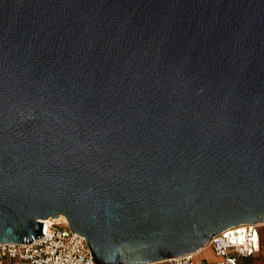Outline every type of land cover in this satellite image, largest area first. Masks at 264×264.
Listing matches in <instances>:
<instances>
[{"label": "water", "instance_id": "95a60500", "mask_svg": "<svg viewBox=\"0 0 264 264\" xmlns=\"http://www.w3.org/2000/svg\"><path fill=\"white\" fill-rule=\"evenodd\" d=\"M62 215L97 264L264 223V0H0V243Z\"/></svg>", "mask_w": 264, "mask_h": 264}, {"label": "built area", "instance_id": "2783aa9c", "mask_svg": "<svg viewBox=\"0 0 264 264\" xmlns=\"http://www.w3.org/2000/svg\"><path fill=\"white\" fill-rule=\"evenodd\" d=\"M43 222L45 235L33 242L0 243V264H97L86 237L74 232L68 221ZM261 228V224L247 223L230 227L201 250L215 251L220 260L213 264H264L247 260L262 249ZM197 253L171 258L166 264H198Z\"/></svg>", "mask_w": 264, "mask_h": 264}, {"label": "crops", "instance_id": "0c3cea01", "mask_svg": "<svg viewBox=\"0 0 264 264\" xmlns=\"http://www.w3.org/2000/svg\"><path fill=\"white\" fill-rule=\"evenodd\" d=\"M263 228L264 227L261 228L262 242H263L262 249L254 257L247 259L250 263H264V229ZM203 252L206 253L205 256L203 257H198V255L196 256V261L198 264H203V263L213 264L220 260V257L217 256L215 251L210 247L203 249Z\"/></svg>", "mask_w": 264, "mask_h": 264}, {"label": "bare ground", "instance_id": "6f19581e", "mask_svg": "<svg viewBox=\"0 0 264 264\" xmlns=\"http://www.w3.org/2000/svg\"><path fill=\"white\" fill-rule=\"evenodd\" d=\"M52 220H56L59 223H64V222H67L68 221L65 215H62L59 218H49V219H47V222L49 223ZM261 226L264 227V223L261 224ZM168 261L169 260H165V261H161V262H157V263H152V264H166Z\"/></svg>", "mask_w": 264, "mask_h": 264}, {"label": "rangeland", "instance_id": "374dc122", "mask_svg": "<svg viewBox=\"0 0 264 264\" xmlns=\"http://www.w3.org/2000/svg\"><path fill=\"white\" fill-rule=\"evenodd\" d=\"M62 227H65L64 225ZM264 229V228H263ZM198 257H203L206 255L205 252H203V250H200L198 253H197Z\"/></svg>", "mask_w": 264, "mask_h": 264}, {"label": "snow or ice", "instance_id": "6c2138e0", "mask_svg": "<svg viewBox=\"0 0 264 264\" xmlns=\"http://www.w3.org/2000/svg\"><path fill=\"white\" fill-rule=\"evenodd\" d=\"M255 235V234H254Z\"/></svg>", "mask_w": 264, "mask_h": 264}]
</instances>
